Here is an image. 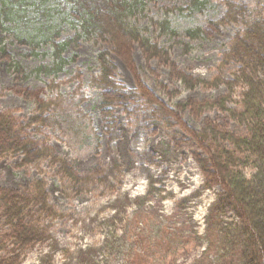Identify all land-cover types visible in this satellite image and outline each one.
<instances>
[{"label":"rangeland","instance_id":"1","mask_svg":"<svg viewBox=\"0 0 264 264\" xmlns=\"http://www.w3.org/2000/svg\"><path fill=\"white\" fill-rule=\"evenodd\" d=\"M40 1L44 5L40 9L51 15L48 22L36 19L38 0H25L20 23L7 22L9 31L0 24V39L6 51L25 73L19 79L0 57V114L11 113L17 122L25 124L35 112L34 101L52 98L54 117L46 126L31 125V136L52 146L79 174L91 177L93 168L103 166L108 177L105 182L94 180L84 185L77 196L66 189L57 168L48 160L21 166L20 156H0V188L21 191L33 180L42 179L49 203L57 213L55 218L45 214L38 217L48 226L49 239L28 250L22 264H80L81 249L89 251L85 258L93 264L193 263L205 249V244H197V237L204 235L208 209L222 189H205L200 159L206 160L207 152L191 136H206L208 128L213 127L218 136L214 144L226 148L230 144L224 141L225 133L246 136V126L227 111L199 107L229 97L225 107L240 111L244 90L239 81L240 67L227 60L225 53L245 23L264 15V0H229L232 5L246 8L247 14L241 18L234 16V9L224 4L226 0H207L202 12L186 11L190 0H143L144 11L130 18V23L152 44L168 50L175 70L206 81L207 85L192 90L171 79L169 64H163L153 52H144L137 43L126 44L128 50L123 52L119 38L79 41L65 50L63 57L72 59L56 76L35 75V67L49 63L51 45L41 44L33 52L28 44L19 43L14 33L21 34L23 29L35 31L46 23L51 35L60 23L55 42L75 35V26L63 18L61 0ZM229 12L230 20L226 19ZM223 15L225 21L220 23ZM164 19L172 33L154 23ZM190 29H199L196 38L184 37ZM101 51L108 52L116 80L125 89L144 88L145 94L157 98L167 109L186 102L188 109L177 107L176 115L192 135L175 125L177 119L171 113L136 123L139 116L134 120L129 116L132 109L128 103L111 108L115 130L104 131L98 92L90 86L91 77L99 72L96 54ZM227 81L234 83L226 85ZM173 91L175 94L169 95ZM133 102L137 111H144L136 100ZM151 107L155 109L153 104L148 108ZM207 138H211L209 133ZM208 139L203 145L210 143ZM138 153L143 157L149 154L144 159ZM113 158L116 162L112 164ZM140 161L145 163L140 166ZM239 167L246 179L253 177L251 165ZM222 220L225 225L238 221L232 211Z\"/></svg>","mask_w":264,"mask_h":264},{"label":"trees","instance_id":"2","mask_svg":"<svg viewBox=\"0 0 264 264\" xmlns=\"http://www.w3.org/2000/svg\"><path fill=\"white\" fill-rule=\"evenodd\" d=\"M38 1L39 3L35 5L36 19L40 22H48L51 15H47L44 8L40 9L44 5H41L40 0ZM61 1L65 8L64 20L69 21L71 26H75L73 38L55 42L60 34V23H58L59 29H55L57 31L54 30L51 35V27L46 23L40 24L35 31L26 32L23 29L21 34L14 33L15 39L23 45L28 44L33 52L41 44L51 45L49 63L35 67L32 70L35 75L56 76L72 59L63 57L65 50L69 46H76L79 41L106 42L117 41L119 38V43L122 42L124 48L130 42L137 43L144 52H153L154 56L162 59L163 64L168 63L169 77L179 81L184 89L192 90L197 86L207 85L202 79H193L175 70V65L170 62L167 55L168 50L160 49L157 44H152L135 25L130 23V18L144 11L143 0ZM206 1L190 0L189 6L185 9L191 12H202ZM24 4L25 0H0L2 28L9 31L10 25L6 24L7 22H21L23 16L20 12ZM224 4L235 10V12L232 11L234 16L241 18L247 14L246 8L243 10L240 5H232L229 0L224 1ZM230 13L226 18L228 20H230ZM218 21L224 23L225 15ZM150 22L153 20L151 19ZM156 22L154 23L162 30L165 28L166 32H173L169 30L166 19ZM198 31L199 29L186 30L184 37L194 39ZM127 48L123 52L127 51ZM33 52L29 54L33 55ZM225 56L227 60L238 63L240 67L239 81L244 88L241 93L240 111L225 107L229 97H224L212 104L205 103L199 107V110L220 107L246 126V136L239 137L225 133L227 140L224 139V141L230 144V148L214 144L218 136L213 127L208 128L211 137L209 139L207 138L208 133L206 136L205 133L191 136L192 131L176 115L177 107L181 110L188 109L186 102L176 103V108L167 109L161 101L156 100L157 98H152L149 93L145 94L144 88L125 89L116 80L115 67L107 51L96 54L99 72L91 77L90 86L98 92V109L104 131L111 133L115 130L116 121L111 108L128 103L132 109L128 112L129 116L132 119L139 116V119H133L137 121L136 123L147 121L157 114L162 113L164 116V114L171 113L177 119L175 125L179 124L184 132H189L191 138L202 146L205 153L207 152L206 160L200 159V167L206 177L205 189L218 186L222 189V193L208 209L204 235L197 237L199 241L197 244H205V249L201 256L191 264H264V15L245 23L241 34L235 33ZM0 57L7 62L8 69L16 77L21 79L25 76L23 67L6 51V46L1 39ZM234 82L227 81L226 85ZM170 94L174 95L175 92ZM139 98L143 101H138ZM134 100L144 108V111L136 110L137 104L133 102ZM33 104L35 112L25 124L17 122L11 113L0 114V156H20L21 166L48 160L52 166L57 168L61 181L66 184V189L71 190L77 196L84 185L94 180L105 182L108 177L107 168L96 166L90 171L92 172L91 177L79 174L52 146L39 142L31 136L28 130L30 126H46L54 117L53 111L55 110V101L52 98L38 99ZM152 104L155 109L148 108ZM172 125V123L169 124V126ZM207 139L210 143L203 145V141ZM141 156L144 158L140 154L139 157ZM144 161H140L142 162L140 166L145 163ZM115 162L113 158L112 164ZM248 165H251L255 171L250 180L246 179L239 170V166ZM229 211L235 214L238 221L225 225L222 217ZM42 214L51 218L57 216L55 208L49 203L45 182L42 179L33 180L21 191L0 188V264H22V257L28 250L49 239L48 226L38 218ZM87 253H89L87 249L78 250L80 264H93L85 258Z\"/></svg>","mask_w":264,"mask_h":264}]
</instances>
